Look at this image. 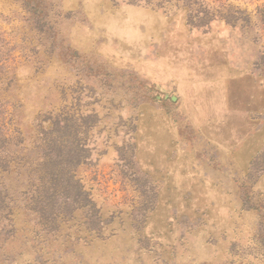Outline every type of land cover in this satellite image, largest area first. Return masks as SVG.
Returning a JSON list of instances; mask_svg holds the SVG:
<instances>
[{
    "label": "rangeland",
    "instance_id": "374dc122",
    "mask_svg": "<svg viewBox=\"0 0 264 264\" xmlns=\"http://www.w3.org/2000/svg\"><path fill=\"white\" fill-rule=\"evenodd\" d=\"M227 1L250 19L198 28L123 0H42L39 23L0 0L3 134L17 156L44 115L79 124L77 177L102 218L42 229L13 161L0 264H264V0Z\"/></svg>",
    "mask_w": 264,
    "mask_h": 264
},
{
    "label": "trees",
    "instance_id": "16d2710c",
    "mask_svg": "<svg viewBox=\"0 0 264 264\" xmlns=\"http://www.w3.org/2000/svg\"><path fill=\"white\" fill-rule=\"evenodd\" d=\"M123 1L180 13L188 24L198 28L207 27L218 19L232 24L250 19V13L227 0ZM22 2L36 22H45L47 14L42 0ZM256 15L264 21L263 5L256 7ZM64 114L66 113L44 115L31 146L27 145V136L22 133L23 146L17 156V151L9 145L10 138L3 134L0 119V217L6 216V220H14L13 205L9 198L10 187L6 184L4 172H10L11 163L19 160L16 168L24 185L23 208L34 216L37 225L51 232L58 229L61 221L71 219L76 211L83 210L87 227L90 230L101 228L100 210L90 191L77 177V168L87 161L89 149L83 138L79 137V124L73 123ZM46 122L48 124L44 125Z\"/></svg>",
    "mask_w": 264,
    "mask_h": 264
}]
</instances>
